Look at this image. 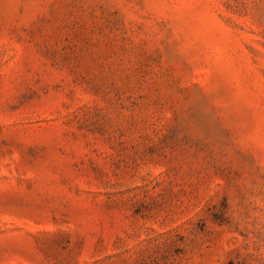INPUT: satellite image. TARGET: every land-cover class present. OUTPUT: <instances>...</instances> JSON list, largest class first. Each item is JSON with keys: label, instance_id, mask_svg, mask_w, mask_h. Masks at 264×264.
I'll return each mask as SVG.
<instances>
[{"label": "rangeland", "instance_id": "rangeland-1", "mask_svg": "<svg viewBox=\"0 0 264 264\" xmlns=\"http://www.w3.org/2000/svg\"><path fill=\"white\" fill-rule=\"evenodd\" d=\"M0 264H264V0H0Z\"/></svg>", "mask_w": 264, "mask_h": 264}]
</instances>
